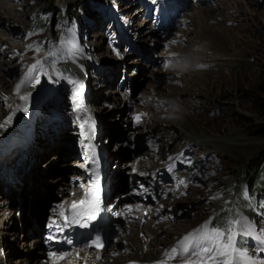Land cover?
I'll return each mask as SVG.
<instances>
[{
	"label": "rangeland",
	"instance_id": "374dc122",
	"mask_svg": "<svg viewBox=\"0 0 264 264\" xmlns=\"http://www.w3.org/2000/svg\"><path fill=\"white\" fill-rule=\"evenodd\" d=\"M54 4L55 8H51L42 0H0V43L2 45L0 53H3L2 47H4L7 55L3 61L6 63L3 66L4 69L2 68V77L6 80L19 76L20 80L18 83L23 82L24 88L28 89L31 86L28 87L26 85V76H29L31 82H35L39 77V80L44 79L43 77L49 78V56L61 50L66 42L59 50H57V47L65 40L77 38L69 41L77 42L89 56L85 66L88 89H94L96 93H100L104 97L109 96L110 90L120 89L121 86V88L123 86L128 87L126 90H132L130 100L132 102L126 105V109H123L124 114L120 115L117 111H113L110 107L112 105L110 100L106 102L104 97H101L96 102V105L101 107V109L108 110L106 118L93 123V127L96 125L98 134L102 137L98 141L99 146H97L98 149L94 154L98 157V162L101 160L103 173L110 176V172H113V175L109 177L110 180L114 182L123 180V183L126 182L125 177L128 176H126L125 172L123 173L118 161L121 159L134 162L135 160H140L143 156H146L143 153L145 145L148 148V145L152 144L154 148L149 147L151 151L165 150V154L175 153L182 146L189 151H194L185 158L186 162H191L185 174L190 172L195 176L197 173L201 174L204 172V176H199L195 179L193 184L197 182L196 187L193 186V188L189 189L185 194L186 196L171 200H174V205L168 213L166 212L170 217L163 214L157 219L162 221L169 219L173 223L187 220L189 224L192 223L191 225H193L190 232L199 229L208 222H210L208 223L209 229L215 228L226 232L232 222L238 221L237 231L240 234L236 238V248L242 252L248 250L252 252L254 237L243 234V226L252 227L255 233L264 235V190L260 194L254 193L256 196L250 197L245 184L240 183V181L234 184L233 178L242 172L241 167L245 162L264 148V135L254 132L264 123V107L260 105L264 101V92H261L259 88L264 78V0H54ZM193 4L219 9V11L222 10V13L228 16V19L221 15L220 23L224 21L225 24L223 26L227 27L228 30L225 34L219 35L204 32L199 37L200 39H196L199 44L196 41L181 39L179 45L181 44L182 50L173 51L171 54L173 56H181L180 63L179 59L175 58L177 59L176 62H178L177 65L175 64V68L178 71H175L180 76V80H186L187 83L176 80L177 77L172 81L170 78L173 77L171 75L175 72L174 67L170 66L169 62L166 68L172 67L173 70L171 72L162 68L164 63L160 51L164 48L169 49L168 47L172 44L176 45L175 42L177 40H166L167 33L178 37L177 28L193 27L195 25L194 20L192 22L191 20H185L187 15H193V11H191ZM245 7H248V9ZM158 9L163 12L164 16L157 12ZM161 19H164L166 23L161 24L159 22ZM145 20L148 21L147 27L143 25ZM172 22L173 24L174 22L178 23L179 26L169 28ZM212 22L215 24L217 20ZM151 25H157V33L152 39L146 33L150 30ZM167 27L169 29L165 30ZM133 29L140 30L144 34V38H146L145 41L154 45L151 54H143L139 48L140 46H135L136 42L132 41L133 43H131L129 41L133 34L131 32ZM202 36L205 38L203 39ZM15 42L19 46H15L17 45ZM165 42H167V45H164ZM9 47H12L13 51L9 50ZM14 47L19 48L15 49ZM37 48L40 49L39 52L36 51ZM191 49H195V52L203 51L205 54L204 58H200L198 55H191L193 52ZM126 51L129 52V55L123 63L127 64V66L135 65V67L128 68L126 71L122 68V71L117 76L105 80L104 77L108 73L105 72L106 67L101 66L100 60L113 61L115 60L114 55L119 56L120 53ZM173 56L168 57V59L173 58ZM35 60L42 61L43 67H38L32 71L31 73L35 77H30L32 75H29V71L31 65L36 63L34 62ZM181 64L187 66L186 69L182 68ZM102 65H105V63ZM201 65L203 67H200ZM204 66H208V68ZM160 68H162L161 76H163V79L156 75ZM127 72L132 75V83L122 81L126 77ZM203 72L212 82L192 81L193 83H190L191 80L199 79ZM120 81L123 82L121 83L122 85L118 84ZM163 82L166 83L168 88L161 85ZM147 86L149 87L147 88ZM154 86L158 87V89L163 86L161 90L165 93L172 87L171 93L178 95L177 92H179L182 100L186 99L191 103H199L198 110L190 111L191 115L198 119V123L196 125L193 124L192 127L195 133H204L208 136L225 139L231 134L230 130H234L232 135L235 133L237 139L228 141L225 144L222 143L219 145L220 148H215L212 145L190 146L186 144V141L179 133L182 130L173 134L167 133L165 134L167 137L165 135L160 136V134L158 136L157 134L149 139L146 137L147 133L145 132L147 127L141 125L144 119L141 118L139 123H137L132 114H130V110L131 112L134 111L136 105H145L146 99L151 92L149 88H154ZM176 87H179L180 91H176ZM174 88L175 91H173ZM193 89H200L201 92L206 94L204 96L201 94L194 96L195 91ZM68 94L70 95V92L68 93L65 89H61L59 97L49 99L40 109L38 107L42 98L38 102L40 95L37 97L33 112L35 113L33 115L34 121L32 120L34 124L33 130L41 125L44 132H46L50 128H46L45 123H57L59 121L58 115L64 116L62 125L66 128L65 130L68 129V124L71 121V116L65 113L68 108H71L68 103ZM117 96L123 99L121 92ZM4 99H1L3 106L8 103L6 98ZM117 100L121 101V99ZM180 101L175 105L170 104V109L177 110L178 106L182 105ZM135 103L137 104L135 105ZM36 104L38 110H35ZM156 117H160L162 120L176 119L174 113L167 114V116L163 113L156 115ZM28 131H23L22 135H18L20 133L13 134L5 140L6 142L0 145V175L3 173V164L12 154L21 153L22 158L29 164L35 160L34 152L28 150L14 152L17 150L15 148L18 143L22 139H26ZM65 134L67 133L64 132ZM120 140L123 143L119 147L113 145L114 142ZM72 141L64 142L62 146L68 154H73L78 150L73 147L75 140L74 142ZM28 143L30 144L31 142L28 140ZM22 146L24 148V145ZM147 150L149 151V149ZM64 157L65 154L63 153L59 155L56 160L58 163L56 164L57 169H53L50 174L51 177L59 175L63 171V167H61L63 165L61 164H63ZM69 158L72 159L71 156ZM112 160L114 164L111 167L109 163ZM156 162H158V159H156ZM161 164L163 165L164 162L162 161ZM205 170L207 171L206 176ZM261 178L264 180V173H262ZM257 185L264 189V184ZM120 187L122 189L126 188L125 183ZM193 189L195 190L193 191ZM121 190H115L114 188L110 198L115 197ZM57 193L59 194L58 189L54 188L53 194L51 196L46 195L45 199H52L54 195L58 197ZM164 199L168 198H161L156 201L159 203V200L161 202ZM156 201L149 204L155 205ZM26 203L25 211L21 208L22 210H19L18 216L16 213L14 216L22 219V227L26 230L25 232L30 233L28 226L31 228L37 227L38 229L39 226L41 227L43 211L34 213L31 216L27 212L29 201ZM221 215L224 222H216L218 225H215L212 220L213 217L216 218ZM25 218L27 219L25 220ZM171 228L173 229V227ZM113 231L117 232L118 229ZM177 237L173 236L171 240H177ZM20 241L11 242L15 244V248L12 251V261L23 254ZM170 247L172 246H167L166 249Z\"/></svg>",
	"mask_w": 264,
	"mask_h": 264
},
{
	"label": "bare ground",
	"instance_id": "6f19581e",
	"mask_svg": "<svg viewBox=\"0 0 264 264\" xmlns=\"http://www.w3.org/2000/svg\"><path fill=\"white\" fill-rule=\"evenodd\" d=\"M245 8L248 9V7ZM191 9H192L191 11H193V15L192 14H190V16L187 15V17H185V20H191V22L192 20H194L195 25L193 27L187 26L180 29L177 28V30L175 29L179 33L178 37L172 36L171 33L166 34V40L169 41L177 40L175 42L177 46L175 44H172L168 47L169 49L164 48L160 51V55L163 56L162 60L164 63V66L162 68L165 69L166 71L171 72L173 70L172 67H174V71L175 70L178 71V69L175 68V64L176 65L178 64V62H176L177 59L175 58H178L180 63L181 56L180 55H179L180 57L173 56L171 53H173V51L182 50V46H180L181 44L179 45V41H181V39L185 41L192 40L195 42L196 39H198L201 36V34L204 32L205 33L211 32L213 33L212 35L215 34L219 35V34H225V32H227L228 30L227 27L223 26V24H225L224 21L221 22L222 25L220 23L221 15H223V17H226V19H228L227 18L228 16L224 15L222 13V10L219 11V9L218 10L215 8L211 9V7H203L200 5L197 6L194 4ZM157 12L158 13L160 12L162 16H164L163 12L160 11L159 9ZM161 20L159 21L161 24L166 23L164 19L162 21ZM213 20H217V23L213 24L212 22ZM147 23L148 21L145 20L143 25L147 27L148 26ZM173 26L177 27L179 26V24L174 22ZM169 28L167 27L165 28V30ZM131 32L133 34L129 41L131 43H133L132 41L136 42L135 46L138 47L139 45L140 46L139 48L143 54L146 55L151 54L152 50L154 49V45L145 41L146 38H144V34H142L140 30L133 29L131 30ZM146 33H148V37H150L151 39L154 38L157 33V25H151L150 30H148V32ZM204 36H202L203 39L205 38ZM71 39H77V38H70L68 40H65L63 43H61V45H58L57 47V50H59L66 42L65 46L61 50L56 51L55 53H52L53 52L52 51L51 55L48 54L50 55L48 60V65L50 67L48 74L49 78L46 79L45 77H43L44 79L41 78L42 80H39L40 78L39 77L37 78V80L35 79L36 80L35 82L34 81L31 82L29 76H26L25 79L26 85L28 87L31 86L28 89L24 88V83L22 82L18 83L20 80L19 76L14 79H6V80L4 79V77H2V68L6 63L3 61L4 59H6L7 56L5 54L6 50L4 49V47H2L3 53L2 52L0 53V125H3V127H0V145L6 142L5 140H7L9 136H12L13 134H17V133H20L18 135H22L23 131H28L30 127V130L27 132L26 139H22L21 142L18 143V145L15 148L17 150L14 152H17L18 150H20L21 152L28 150L30 152H34V158H35V160H33V162L29 164L27 161L24 160V158H22L21 153L20 154L16 153V155L12 154V156L9 157L6 160V162L3 164L4 166L3 173H1L0 175V264H3V262L4 264H40L37 263L39 239H37L36 237V234L38 233L39 229L36 227L35 231H31L30 233L25 232L24 227H22L21 225L22 219L17 217L19 214V210L23 209L25 211L27 205L26 202L29 201V207L27 212L30 213L31 216H33L34 213L36 214L40 211H43L42 217L46 219L47 210H49L51 207L49 218L54 217L52 216V214L56 210L57 216L55 217L54 220L56 221V224H58L61 218L59 216L60 205H62V203L71 201V199L73 198H78L82 194L81 183H83V181H81L82 180L81 169L85 165V160H87V155L85 153L86 149L89 150V153H91L92 150L93 153H95L96 150L98 149L97 146H99L98 141L102 139V137L98 134L96 125L94 126V130L96 133L94 135L95 140L93 144H91L89 141H86V125H88L87 123L84 124L83 129L81 128V125L79 128H76L77 117L81 120V123L83 121H88L89 123H97L99 122V120L106 118L105 116L108 110H103L101 109V107L96 105V102H98L99 99L104 96L100 93H96L94 89L90 90L87 88L88 82H86L87 73L85 70V66L87 65L89 56L85 53V51L77 42L73 40L69 41ZM15 43L17 44L15 46H19L17 42ZM196 43L199 44L198 41H196ZM164 45H167V42H165ZM1 46L2 45L0 43V47ZM11 48L9 47V50L13 51V49ZM14 48L18 49L19 47H14ZM180 54L182 55V53ZM128 55L129 52L127 51L120 53L119 56L114 55L115 60L113 61H108L107 59L100 58L101 66L103 67L105 66L106 67L105 72L108 73L107 76L104 77L105 80L117 76L118 73L122 71V68L126 71V69L128 68L135 67V65L127 66V64L123 63V61L125 62L126 57ZM191 55L193 56L198 55L200 58H204L205 56L203 51L195 52V49L193 50ZM170 56H173V58L168 59V57ZM36 61L37 60H35L34 62ZM53 62H55L56 70L63 74L62 76L57 77L56 74L53 72L52 70ZM104 63L105 65H102ZM168 63L170 66H172L171 68L165 67V65H167ZM181 66L182 68L185 69L187 67L182 64ZM204 67L208 68V66H204ZM162 68H160L158 72L156 71L157 72L156 75H158L160 79L161 77L163 79V76H161ZM201 74H197V75H201V77L198 76L199 79L191 80L190 83L196 81H201L205 83L212 82L211 79L207 77L206 74H204V72ZM171 76H173L172 78H170L172 81L175 80L176 77H177L176 80H180V76L177 75L176 71ZM30 77H35V76L32 75ZM131 77H132L131 73L128 74L127 72L126 77L122 81L132 83L133 78ZM165 79L167 81L166 76ZM70 81H76V83L73 84L70 83ZM180 81L187 83L186 80L185 81L180 80ZM121 83L123 82L121 81L118 82V84ZM17 85H21L19 93L16 92ZM161 85H164L166 88H168V86L164 82ZM196 86L195 88H197ZM121 87L120 89L116 88L110 90L109 96L104 97L106 102L107 100L108 101L110 100L112 104L110 105V107L113 109V111L114 110L117 111V113L120 115L124 114L123 109H126L127 107L126 105L132 102L130 101L132 93L127 94L129 90H126V88L128 89V87L125 86H123V88ZM148 87L149 86H147V88ZM188 87L190 86L188 85ZM161 88H163V86L162 87L160 86L159 89L156 86H154V88L150 87L149 89H151V92L146 99L145 105L137 106L136 105L138 103L137 102L135 103L136 109L132 112L130 110V114H132L133 118H135L137 115H140L141 118L144 119L141 125L147 127V129L145 130V132L147 133L146 137L150 139L152 137H155V135L157 134L158 136L159 134L161 136L167 133L173 134L182 130L179 133L186 141V144H189L190 146L193 147H199L200 145H212L215 148H220L219 145H221L222 143L225 144L228 141L237 139L235 137V133L234 135H232L234 130H230L231 134L225 139L222 137L208 136L204 133H199V134L195 133L192 127L193 124L196 125L198 123V119L192 116L190 111L198 110L199 103L196 102L191 103L186 99L182 100V97H180L179 92H177L178 95L171 93L172 87L169 88V91L167 93L162 91ZM61 89H65L68 93L70 92V95L68 94L69 95L68 99L70 102L68 101V103L70 104L69 107L71 108H68L69 111L68 110L65 111L66 114L71 116L70 117L71 121L69 120L70 123L68 124L67 127L68 129L65 130L66 128H64V126L62 125V120L64 119V116L58 115L57 117H59L58 118L59 123L58 122L55 124L45 123L46 128H50L47 129L48 132L47 131L44 132L41 125L40 127L36 125L37 128L33 130L34 124L32 123V120L34 121L33 115H35V113L33 112H34V105L37 101V97L40 95L38 102L42 98L41 103L39 104L38 107V109H40V107L42 108L43 104H45L49 99L59 97ZM80 89H82V91H80ZM178 90L179 87H176V91ZM193 90L196 93V94L194 93V96L195 95L198 96V94L204 96L206 94L201 92L200 89H193ZM130 91L132 92L131 89ZM173 91H175V88L173 89ZM120 92L121 95H123L122 96L123 99L117 96V94H119ZM146 92L149 93L148 91ZM77 93H79V95H77ZM21 95L28 96V100L26 102L21 100L20 99ZM74 96L76 97L75 100L73 99ZM4 98H6V102H8L5 104V106H3V103L1 101V99L5 100ZM7 98H9L8 99L9 101L7 100ZM117 99H121V101L119 102ZM179 101L181 102L182 105H179L178 106L179 108L177 110L174 111L170 109L171 107L169 106L170 104L175 105ZM77 103H79L82 106V108L79 110L76 107ZM37 104L35 106V110H38ZM25 106L27 107L26 112L23 110ZM163 113L166 114V116L167 114L174 113L176 119L171 118L167 120H162L160 118L161 116L159 118L156 117V115H161ZM178 116L179 118H177ZM9 117H11L10 121L8 120ZM64 132L67 134L64 135ZM27 139L31 142L30 144L28 143ZM74 140H75V144L73 145V147L75 148V150L77 149L78 150L73 154H68L67 151L65 152V150L62 147L64 145L63 143L70 141L74 142ZM122 143L123 142L120 140L114 142L113 145L119 147L120 144ZM146 144H148V142ZM22 145H24V148ZM152 146H153L152 144H150V146L148 145V148L146 145L144 146L143 153L146 156H143L140 160H135L134 162L130 160L124 161L121 159L120 161H118L119 165L122 168L123 173L125 172L126 176H128L125 177L126 182L128 181V184L131 183V178H134L137 175L145 176L146 175L145 172H150V171L156 172L158 169L161 170L163 166L161 164L162 161L165 162L167 159H169L167 158V155H173L172 156L174 158L173 164H175L176 162L178 163L183 156L181 149L180 150L177 149L178 151L172 154L169 153L165 154L164 152L165 150H157L156 152L151 151L150 148ZM147 149H149V151ZM61 153L65 154L64 160L62 161L63 164H61L63 165L61 166L63 167L62 168L63 171L59 175H55L51 177L50 174L53 172V169H57L56 164L58 163L56 162V160L58 159L59 155H61ZM70 156L72 159L69 158ZM177 157H179V159H177ZM156 159H158V162H156ZM113 164L114 162L112 160L109 163V166L112 167ZM125 167H126V171H125ZM101 168L102 165L100 160L99 169L101 171V177L106 183H108L110 195L114 188L115 190L116 189L121 190L122 188L120 186H123V184L124 183L126 184V182L123 183V180L119 182H114L110 180L109 179L110 176L103 173V170H101ZM181 180L184 181V184H180V187L182 188V186L185 185V180L180 179L179 181ZM196 184L197 182L194 183L193 186L196 187ZM54 188L58 189L59 192V194L57 193L58 197H55L54 195L52 199L49 198L50 200L49 199L46 200L45 199L47 197L46 195L51 196L53 194ZM194 190L195 189H193V191ZM183 191L184 193L180 194L179 196H175V199L176 198L179 199L182 198V196H186L185 194L188 192V190L185 192V190L183 189ZM110 195L107 196L105 203L108 209L110 225L112 226L113 230L118 229V231L114 232L111 229L108 232L106 236V241L104 243V249L101 252L102 258L99 261H96L95 260L96 251H90L83 247L78 246L71 253H69L70 255L67 256L68 260L74 261L75 264H85V260L82 259L83 257H87V264H159V262L161 261L165 262V264H182L181 257L177 256L175 259H168L165 253L168 250H170L172 247L177 246L178 242L183 237L195 232V230L193 232H190V229L193 227V225H191L192 223L189 224L188 223L189 221L187 220H180L179 222L173 223L170 222L169 219L168 220L164 219L163 221L161 219L160 220L157 219L159 216L163 214H165V216L167 215L166 212L168 213L171 210L172 206L174 205L173 203L174 200L171 201L172 199H166V200L164 199L161 202L159 200V203L156 201L155 205L149 204L147 202L145 203L137 202L135 205L130 190L127 191L126 188H123L120 191V193L116 194L115 197L113 198H110ZM129 208H131V211H129ZM64 211H65V206H64ZM15 213L17 214V216H14ZM26 219L27 218H25V220ZM170 227H173V229L172 228L170 229ZM200 228H202V226ZM249 228L251 229L252 232L251 236L255 237V235L257 234H255V231L253 230L252 227ZM173 236H178L176 238L177 240L174 241L171 240ZM18 240H21L20 247L23 254L20 257L16 258L14 261H12V253H13L12 251L15 248V244L11 242H16ZM258 243H260L262 249H264V246H262L264 241L261 238L258 239ZM167 246H172V247L166 249ZM77 252L80 253L79 257H77L76 255ZM113 253H117V255H113ZM245 255L246 257L256 261V264H264V250H262V255H261L262 257L261 256L253 257L249 254H245ZM188 258L195 259V257H191V256H189ZM239 264H246V259L242 258L239 261Z\"/></svg>",
	"mask_w": 264,
	"mask_h": 264
},
{
	"label": "snow or ice",
	"instance_id": "6c2138e0",
	"mask_svg": "<svg viewBox=\"0 0 264 264\" xmlns=\"http://www.w3.org/2000/svg\"><path fill=\"white\" fill-rule=\"evenodd\" d=\"M36 51L39 52L40 49L37 48ZM38 67H43V63L40 60H37L36 63L32 65L29 71V75ZM165 67H167V65H165ZM200 67H203V65H201ZM52 70L57 77L63 75L56 70L55 62H53L52 64ZM70 83L75 84L76 81H70ZM20 87L21 85H17V93H19ZM80 91H82V89H80ZM77 95H79V93H77ZM20 99L26 102L28 100V96L21 95ZM73 99L75 100L76 97L74 96ZM76 107L78 110L82 108L79 103L76 104ZM23 110L26 112L27 107L25 106ZM8 120L10 121L11 117H9ZM135 120L137 123H139V121L141 120V116L137 115L135 117ZM85 123L88 124L89 131H94L93 123H89L88 121H83L81 123L82 129L84 128ZM0 127H3V125H0ZM169 159H172V157H169ZM177 159H179V157H177ZM187 162L191 163L190 161ZM174 166V164L170 165L168 171L171 172ZM178 183L184 184V181L181 180ZM98 193V188H96L95 190L90 188L88 193L86 194L90 197L89 199H83L79 201L74 200L70 205V208L73 210L71 220H69V217L65 215L64 205H60L59 216L63 218L64 227H68L73 223L80 224L81 220L77 219V217L83 219L86 216L88 220L96 219V215L100 211V200ZM83 206H86L83 211H76L77 209H81ZM129 211H131V208H129ZM208 223L203 225L202 228L195 230L194 233L183 237L178 242L177 246L172 247L165 253L166 257L168 259H175L177 256H179L182 258V264H239V261L242 258L246 259V264H256V261L246 257L245 254L239 252V250L236 248V238L240 234L237 231V224L239 223L238 221L232 222L231 225L227 228L226 232L215 228L209 229ZM53 225H55L57 228L60 227L56 224L55 220L53 221ZM53 225H49V227H52ZM81 226L84 227L86 226V224H81ZM60 230L62 231L63 229L61 228ZM243 234H252L251 229L247 225L243 226ZM47 239L51 241L55 238L49 235ZM67 243L71 244L72 241L68 240ZM87 247L96 249V261H99L102 258L101 252L104 249V242L99 236H97L90 244H88ZM49 255L52 258V264H57L58 261L65 260V258L70 254L62 253L57 255L55 252H53ZM76 255L77 257H79L80 253L77 252ZM113 255H117V253H113ZM189 256L195 257V259L188 258ZM82 259H84L85 264H87V257H83ZM68 264H72V261H69ZM159 264H165V262L161 261L159 262Z\"/></svg>",
	"mask_w": 264,
	"mask_h": 264
},
{
	"label": "trees",
	"instance_id": "16d2710c",
	"mask_svg": "<svg viewBox=\"0 0 264 264\" xmlns=\"http://www.w3.org/2000/svg\"><path fill=\"white\" fill-rule=\"evenodd\" d=\"M47 4L48 7L55 8L54 0H42ZM261 92H264V78L261 81V84L259 86ZM261 107H264V101L260 103ZM256 134H263L264 135V123H262L255 131ZM241 173L238 175H235L233 180L234 182L238 183L239 181H244L250 189L253 187L259 188L256 184L260 181V175L261 172L264 170V148L256 153L251 159H249L247 162H245L241 167ZM113 172H110V176H112ZM119 179V178H118ZM264 183V182H262ZM28 230L35 231L36 227L31 228L28 226ZM26 231V230H25Z\"/></svg>",
	"mask_w": 264,
	"mask_h": 264
},
{
	"label": "water",
	"instance_id": "95a60500",
	"mask_svg": "<svg viewBox=\"0 0 264 264\" xmlns=\"http://www.w3.org/2000/svg\"><path fill=\"white\" fill-rule=\"evenodd\" d=\"M63 73H64V72H63ZM64 74H65V73H64ZM92 157H93L94 159H96V158L98 159V157H96V155H92Z\"/></svg>",
	"mask_w": 264,
	"mask_h": 264
}]
</instances>
